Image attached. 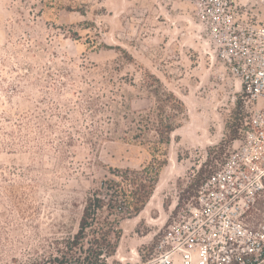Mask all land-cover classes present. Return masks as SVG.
I'll return each mask as SVG.
<instances>
[{
  "label": "rangeland",
  "instance_id": "1",
  "mask_svg": "<svg viewBox=\"0 0 264 264\" xmlns=\"http://www.w3.org/2000/svg\"><path fill=\"white\" fill-rule=\"evenodd\" d=\"M146 71L186 115L107 264H143L185 213L245 123L240 80L191 1L0 0V264H55L96 181L152 160L134 138Z\"/></svg>",
  "mask_w": 264,
  "mask_h": 264
},
{
  "label": "built area",
  "instance_id": "2",
  "mask_svg": "<svg viewBox=\"0 0 264 264\" xmlns=\"http://www.w3.org/2000/svg\"><path fill=\"white\" fill-rule=\"evenodd\" d=\"M231 75L241 136L143 264H264V0H188Z\"/></svg>",
  "mask_w": 264,
  "mask_h": 264
},
{
  "label": "trees",
  "instance_id": "3",
  "mask_svg": "<svg viewBox=\"0 0 264 264\" xmlns=\"http://www.w3.org/2000/svg\"><path fill=\"white\" fill-rule=\"evenodd\" d=\"M144 86L154 106L138 114L134 138L147 145L152 160L136 167H110V176L98 181L87 195L79 228L63 239L55 264H107L123 236L122 222L138 216L152 197L161 169L167 163L172 133L186 115L184 102L165 87L161 79L146 71ZM242 105L238 99L237 108ZM236 118V117H235ZM241 136L239 127L230 135L231 143Z\"/></svg>",
  "mask_w": 264,
  "mask_h": 264
}]
</instances>
